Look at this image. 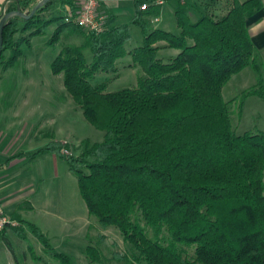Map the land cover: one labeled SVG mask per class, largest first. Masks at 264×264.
<instances>
[{
	"label": "trees",
	"instance_id": "1",
	"mask_svg": "<svg viewBox=\"0 0 264 264\" xmlns=\"http://www.w3.org/2000/svg\"><path fill=\"white\" fill-rule=\"evenodd\" d=\"M57 2L73 8L76 0L50 3ZM25 4L10 6L8 13ZM141 5L136 0L132 24L101 36L85 34L77 22L56 29L52 45L69 27L86 37L81 47H65L52 71L64 76L67 92L105 136L101 143L84 142L79 156L52 142L32 157L50 153L67 161L90 216L102 228H117L138 264H264V133L238 135L232 110L233 102L241 111L248 98L264 99V78L232 103L223 94L235 75L260 70L249 19L264 9V1L231 0L217 17L193 15L196 6L187 0L176 11L179 35L154 30L148 17L156 9L143 12ZM44 11L7 22L0 68L14 67L24 54L15 40L20 23L24 32H44L38 21ZM131 25L144 35L143 46L131 53L141 68L138 85L108 93L107 83L92 81L99 73L119 72L117 62L129 54ZM159 43L180 53L166 63L159 58ZM88 47L91 65L84 54ZM29 226L58 264H74L40 229ZM3 240L19 264L10 241ZM88 254L100 259L93 246Z\"/></svg>",
	"mask_w": 264,
	"mask_h": 264
},
{
	"label": "rangeland",
	"instance_id": "2",
	"mask_svg": "<svg viewBox=\"0 0 264 264\" xmlns=\"http://www.w3.org/2000/svg\"><path fill=\"white\" fill-rule=\"evenodd\" d=\"M42 1L29 0L21 10L29 15ZM230 1L191 0L196 6V10H192L191 13L197 16L199 12H209L220 17L226 13ZM245 1L247 0H242ZM186 2L178 0L176 7ZM74 3L73 8L59 2L46 4L43 7L45 11L38 17L43 33L35 30L24 32L22 29L24 23H20V31L15 40L20 43L24 54L16 61L14 67L6 68L2 74L5 81L0 85V91L13 95V100L15 99L13 103L17 105V111L23 122L15 128L16 132L19 135L24 133V138L20 141L25 142L26 151L33 155L49 143L62 142L67 147L65 152L67 155L79 156L84 142L95 144L104 140V132L89 123L81 108L67 92L64 76H55L52 71L53 62L65 47H81L86 42L84 35L69 27L60 42L51 44L59 26L77 22L80 6L78 2ZM156 17L157 15L153 19L155 20ZM154 27L175 35L180 34L176 17L171 14L167 15L162 23H156ZM84 33L89 32L84 31ZM131 33L133 38L126 45L129 54L117 62L119 72L97 74L92 81L94 86L107 83L108 93L137 87L141 68L135 66L131 53L143 46L144 35L137 26L131 27ZM158 46L161 48L159 58L166 63L171 62L180 53L178 50L167 48L165 43H159ZM84 54L87 63L91 65L94 62L92 49L84 48ZM10 56L11 52H8L7 60ZM259 65V72L247 68L231 79L223 92L227 102L236 101L245 91L254 87L260 77L264 78V65ZM232 110L238 135L247 132L264 133V99L248 98L241 111L239 102H233ZM33 134L34 138H32ZM24 167L25 170L33 169L29 179L34 183V195L31 201L35 210L29 214L30 222L47 236L50 245L58 253L71 257L74 264H138L134 262L132 247L125 243L118 229L102 228L98 220L90 216L79 189L77 176L70 171L66 160L50 153H43ZM86 172L90 173V170L86 169ZM17 223L20 226V223ZM22 233L10 234L8 237L17 253L19 264H58L53 254L47 251L43 243L33 235L30 226ZM1 238L2 234H0V264H18ZM90 246L98 250L100 255L98 261H93L88 254Z\"/></svg>",
	"mask_w": 264,
	"mask_h": 264
},
{
	"label": "crops",
	"instance_id": "3",
	"mask_svg": "<svg viewBox=\"0 0 264 264\" xmlns=\"http://www.w3.org/2000/svg\"><path fill=\"white\" fill-rule=\"evenodd\" d=\"M28 1L29 0H0V23L3 17L8 13L10 6L19 4L20 2L27 3ZM77 1L79 0H76V2ZM240 1L242 2V0ZM176 2L177 0H171L163 8L157 9L154 15L148 17L154 30H158L154 27L155 24L162 23L167 15L171 14L176 17V11L178 9V6L176 7ZM136 13V0L100 1L99 14L108 18L109 28L132 24ZM155 15H157V17L154 20L153 18ZM132 26L134 25H131V27ZM249 30L252 40L258 49V62L264 65V9L249 19ZM4 71L5 70L1 67L0 85L5 81L2 75ZM14 100L12 94H5L0 91V212L10 217L12 220L19 222L20 226L1 232L0 234L4 235L1 238L2 240L3 237H7L9 240L8 237L10 234H21L27 229L29 224H33L30 222L29 214L32 210H35V206L31 201L34 195V183L33 180L29 179L33 173V169L25 170L24 166L28 165L31 160H35L36 158L32 157L33 154L26 151L25 142L21 143L20 141L24 138V133L19 135V133L17 134L16 132L15 128L23 122L17 111V105L13 103ZM38 129L40 128L38 127ZM32 138H34V134ZM20 228L21 231L16 233L15 230Z\"/></svg>",
	"mask_w": 264,
	"mask_h": 264
},
{
	"label": "built area",
	"instance_id": "4",
	"mask_svg": "<svg viewBox=\"0 0 264 264\" xmlns=\"http://www.w3.org/2000/svg\"><path fill=\"white\" fill-rule=\"evenodd\" d=\"M101 0H79V11L77 12V23L85 31L95 36H101L109 29L108 18L99 14ZM142 2L141 11L149 12L151 9H160L171 0H138ZM178 1V0H177ZM185 2L187 0H179ZM158 21V20H157ZM19 227V224L10 217L0 212V233L7 229Z\"/></svg>",
	"mask_w": 264,
	"mask_h": 264
},
{
	"label": "water",
	"instance_id": "5",
	"mask_svg": "<svg viewBox=\"0 0 264 264\" xmlns=\"http://www.w3.org/2000/svg\"><path fill=\"white\" fill-rule=\"evenodd\" d=\"M52 1H56V0H43L42 2H40L38 5L35 6V8L33 9V11L27 15V14H24L21 10V7L19 6L17 11H13V12H10V13H7L1 23H0V59L3 55V48H4V29L6 27V24L9 20H11L12 18H15V17H19V18H22V19H25V20H30L32 19L36 13L42 9L46 4L52 2Z\"/></svg>",
	"mask_w": 264,
	"mask_h": 264
}]
</instances>
